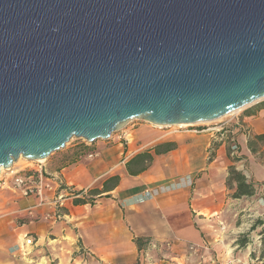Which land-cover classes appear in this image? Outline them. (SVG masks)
Segmentation results:
<instances>
[{
    "label": "water",
    "instance_id": "1",
    "mask_svg": "<svg viewBox=\"0 0 264 264\" xmlns=\"http://www.w3.org/2000/svg\"><path fill=\"white\" fill-rule=\"evenodd\" d=\"M263 99L264 0H0V175Z\"/></svg>",
    "mask_w": 264,
    "mask_h": 264
},
{
    "label": "crops",
    "instance_id": "2",
    "mask_svg": "<svg viewBox=\"0 0 264 264\" xmlns=\"http://www.w3.org/2000/svg\"><path fill=\"white\" fill-rule=\"evenodd\" d=\"M229 118L224 138L220 126L195 133L140 122L49 159L42 200L18 194L0 204V264H240L248 256L239 240L264 237V143L255 140L264 99ZM90 151L98 157L87 160ZM230 168L253 196H233ZM112 177L117 186L104 192ZM95 189L103 193L89 195ZM55 212L63 218H47ZM27 237L34 246L21 257ZM137 239L147 242L142 251Z\"/></svg>",
    "mask_w": 264,
    "mask_h": 264
},
{
    "label": "rangeland",
    "instance_id": "3",
    "mask_svg": "<svg viewBox=\"0 0 264 264\" xmlns=\"http://www.w3.org/2000/svg\"><path fill=\"white\" fill-rule=\"evenodd\" d=\"M243 110V109H242ZM241 111H239L240 113ZM238 113V112H237ZM235 114V113H233ZM231 114V115H233ZM227 116L223 119H220L218 121H215V122H211V123H205V124H197V125H194V126H186V127H183L181 130H189L191 131V129H194V128H199V129H203L204 127H213V126H221L224 122H226L228 119H230L229 117L231 116ZM228 118V119H227ZM134 123H140V121H134ZM132 122L128 123L127 126L128 127H131L132 126ZM127 127V128H128ZM179 130L178 127H172V128H169V130ZM92 144H89L88 142H86L85 140H82V139H76V138H73L70 140L69 143H67L66 147L56 153H53L48 159H45L44 161V165H45V168L47 169V164H48V160L49 159H55V158H58L62 155H64V153H66V151L71 150L73 149V147H89L91 146ZM84 148H81L84 149ZM66 155V154H65ZM73 159V154H67V156H65V158L62 160V164L63 165L65 163L68 162H71ZM36 163H32V162H29V161H25V160H21V161H18L16 163H14L13 167H12V171L13 169L15 171H29V170H33L35 169L36 167ZM9 174L8 171H3V177H7V175ZM9 177V176H8ZM20 195V193L15 190L13 187L9 186V187H2L0 185V204H6L8 202H10L12 199H14V197H17V195ZM248 235V236H247ZM246 238L249 239L250 241L252 240V242L247 245V247L245 249H242V252L245 256H248V257H244L242 259V261H240V264H264V260H260V257L262 255V250H263V245H262V240L257 238V236H255L254 233H247L245 234ZM24 246H25V242H24ZM31 248H27V247H20V252H19V255L21 257H24L23 256V253L25 251H30ZM12 251V249H11ZM81 264V262H78L76 264ZM83 264H86V262H83Z\"/></svg>",
    "mask_w": 264,
    "mask_h": 264
},
{
    "label": "built area",
    "instance_id": "4",
    "mask_svg": "<svg viewBox=\"0 0 264 264\" xmlns=\"http://www.w3.org/2000/svg\"><path fill=\"white\" fill-rule=\"evenodd\" d=\"M197 125V124H196ZM194 126V125H189ZM212 127H204L203 129L194 128L191 129V131L195 133L208 131ZM182 128L179 127V130ZM213 130H215L213 128ZM225 129H223L220 126V129H218L217 133L221 134V138L225 137ZM233 151L237 150V147L234 146ZM84 157L87 160H94L96 157H98V154L96 152L90 151L87 153H84ZM32 163H36V167L33 170L29 171H8L9 174L7 177H3V174L0 175V185L2 187H13L15 190H17L22 197L25 198H37V199H43V193L46 189H50L45 182H46V168L44 165V162L35 161ZM9 176V177H8ZM47 218H52L54 221L61 220L63 218V215L60 212L51 213L47 216ZM34 246V239L32 237H27L25 240V247L29 248ZM23 256H27V251L23 253Z\"/></svg>",
    "mask_w": 264,
    "mask_h": 264
},
{
    "label": "trees",
    "instance_id": "5",
    "mask_svg": "<svg viewBox=\"0 0 264 264\" xmlns=\"http://www.w3.org/2000/svg\"><path fill=\"white\" fill-rule=\"evenodd\" d=\"M255 140H257L258 142L264 143V135L256 137ZM117 183H118V177H112V178L107 179L103 184V191L106 192L108 190H113L117 186ZM232 183L237 184V191L233 195L235 198H242L244 196L251 197L255 194V189L253 185L248 183L245 175H243L241 172L236 171L235 168H230V171H229L228 185L231 186ZM101 193L103 192H101L98 189H95V190H92L89 193V195L95 196V195H100ZM87 202L89 201H87L86 199H82V198L77 199L76 201L77 204H86ZM252 230H254V228ZM135 243L139 251H142L143 248H145L147 244V242H144L141 239H137ZM250 243L251 241L247 239L246 236L244 235V237L239 240L238 245L240 246V248H246L247 245H249ZM262 245H263V250H262V255L260 257V260L263 261L264 260V237L262 238Z\"/></svg>",
    "mask_w": 264,
    "mask_h": 264
},
{
    "label": "bare ground",
    "instance_id": "6",
    "mask_svg": "<svg viewBox=\"0 0 264 264\" xmlns=\"http://www.w3.org/2000/svg\"><path fill=\"white\" fill-rule=\"evenodd\" d=\"M244 109V108H243ZM242 109H239V110H237V111H235V112H233V113H237V112H239V111H241ZM233 113H231V114H233ZM231 114H229V115H231ZM229 115H227V116H229ZM227 116H225V117H227ZM225 117H223V118H225ZM223 118H221V119H223ZM196 125V124H195ZM188 127L189 125H187V124H181L180 125V127L181 128H183V127ZM21 160H25V159H23L22 157H20V159H19V161H21ZM25 161H27V160H25ZM38 161H40V162H44L45 161V159H41V160H38ZM12 169V168H11ZM11 169H3L2 168V170H1V174H3V171H12Z\"/></svg>",
    "mask_w": 264,
    "mask_h": 264
}]
</instances>
